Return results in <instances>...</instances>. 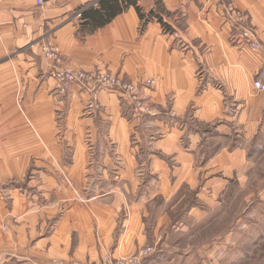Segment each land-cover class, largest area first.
<instances>
[{"label":"crops","instance_id":"0c3cea01","mask_svg":"<svg viewBox=\"0 0 264 264\" xmlns=\"http://www.w3.org/2000/svg\"><path fill=\"white\" fill-rule=\"evenodd\" d=\"M99 1L49 0L39 9L34 0H0V170L5 179L19 180L34 159V168L45 170L44 193L52 192L54 168L68 170L72 184L79 186L84 181L85 185L90 180L86 178L89 152L83 137L91 134L98 161L89 166L90 184L95 188L86 196L90 195L92 204L108 200L114 208L131 205L132 228L124 239L128 249L133 248L131 240L137 233L143 236L146 232L144 223H138V209L148 211L161 201L165 203L159 207L162 213L176 211L184 197L181 191L198 185V199H217L216 194L205 193V188L212 184L225 188L233 175L241 179L245 168L261 154L264 94L257 96L253 81L264 68V56L235 47L244 45L230 44L231 26L214 8L202 12V0H137L143 19L131 5L96 26ZM227 1L250 13L264 46V0ZM91 10L95 11L91 16L77 17ZM176 13L186 31L175 26ZM47 43L60 49L62 67L109 72L133 83L155 81V86L145 87V94L161 116L134 115L120 94L103 91L99 95L102 112L88 117L84 106L90 96L76 86L61 109L67 121L65 139L70 136L69 126L75 133L70 139L76 137L68 150L72 159H62L66 147L55 136L58 98L50 77L52 63L46 58L36 61L38 56L43 58L41 48ZM18 51L22 52L18 59L6 61ZM197 72L203 76L201 84ZM24 85L25 101L20 105ZM170 112L177 114L175 120L169 118ZM140 167L149 172L144 187L136 175ZM65 194L60 189V197ZM24 201L18 198L10 212L0 202V219L8 213L28 222L22 227L25 236L19 245L33 241L26 209L29 203ZM191 210L186 206L183 216L195 217L203 225L201 213L207 214L206 208L200 213ZM70 219L76 222L72 225ZM92 231L88 216H80L75 206L72 215L57 225L51 244L66 247L69 234L76 233L80 244L91 241L95 245ZM105 231L108 236L110 228ZM141 243L148 244L146 240ZM12 256L0 258V264H36L29 257Z\"/></svg>","mask_w":264,"mask_h":264},{"label":"rangeland","instance_id":"374dc122","mask_svg":"<svg viewBox=\"0 0 264 264\" xmlns=\"http://www.w3.org/2000/svg\"><path fill=\"white\" fill-rule=\"evenodd\" d=\"M154 1L156 2V0ZM233 6L236 8L237 13L241 15V20H243L241 25L252 32L256 31L257 28L251 23L250 13L236 6L235 3H233ZM204 10L206 11L205 7L202 8V12ZM214 11L216 12L215 9ZM174 16L178 17L177 24H175L178 27V31L181 28L186 31L187 27L182 26L180 23L181 15L176 13ZM167 31L170 32L169 29L164 28V32ZM228 40L233 46L238 45V41L231 40V34ZM260 43L262 50L259 52L253 51L249 46L244 48L243 46L235 47L247 51L253 56H264V46L261 41ZM41 52L43 58L38 56L37 64L41 59L45 60L44 45L41 48ZM21 54L22 52L18 51L14 55L8 56L7 60H5L18 59ZM196 78L199 84L203 83L201 72L196 73ZM53 81L55 83L53 94L58 98L57 105H55V116L57 118L55 121L57 128L55 136L61 142V146L65 145L66 147L64 149L66 154L63 151L64 156L62 159L70 161L72 156L68 150L76 137L74 136V138L70 139L71 134L75 133L74 130L69 128L71 126L68 127L66 125L70 136L69 139L68 137L65 139L64 132L66 129L64 124L67 121L64 120L65 112L61 109L67 105V98L69 99L76 86H73L67 94L58 95L56 91L57 83L55 80ZM254 81L253 89L257 96L264 94V92L255 90ZM140 85H144V82ZM21 90L19 95L21 96L20 105H23L25 101L23 92L26 90V86H22ZM85 92L87 91L85 90ZM87 93L90 98L84 106V114L88 117L97 116L103 109L99 102L100 94L97 96L98 102H96L98 111L90 114L86 108L91 100V94ZM143 94L147 97L145 93ZM148 101V106L150 105L149 107L157 110L150 99ZM231 107L232 102L229 103L230 110ZM143 116L141 115V117ZM190 120L194 124H198L194 116H190ZM262 140L264 142V136ZM110 141L109 144L112 145L111 137ZM83 144L89 152L86 178L90 180L85 185L84 181L79 186L72 184L68 170L54 168L51 170L53 175H56H54L55 180H52V192L51 194L44 193L42 187L44 180L43 171L45 170L34 168V159H32L27 173L19 180L5 179L0 170L1 205L7 212H10L18 198L26 199L29 203L26 209H28L27 212L30 214L29 220L32 221L30 226L33 227V236L31 237L33 241L31 243L27 241L26 245H19L18 243L25 236V233L21 232L22 227L28 222L23 221L22 223L20 220H26V218L14 219L6 213L0 219V258L7 259L13 257L12 254H15V257H29L36 264H264V148L261 154L256 156L252 163L245 168L241 179H237L233 175L228 179V184L225 188L218 184H212L211 187L205 188V193L210 197L216 194L217 199L206 200L205 202H203L204 199H198L197 196L201 191L198 185L194 189L188 188V190L184 191L183 189L181 191V196L184 197L180 202L179 209L177 208L176 211L162 213V209L160 210L159 207L164 208L165 203L161 201L156 202L158 206L152 204V209L148 207V211L138 209V223L139 220L144 223L145 226L143 225V228L146 229V232H143V236L137 233L136 237L131 240L133 248L127 249L128 246L126 247L124 239L128 230L132 228L130 227L133 219L131 205L129 207L114 208L111 205V201L108 200L95 201L93 202L95 204H92L91 200L93 199L90 200V195L86 196V193L93 186L90 184L91 174H93L90 167H93V164L98 159L95 152L96 145L93 143L91 134H85ZM141 170L145 171L144 176H140ZM148 173L145 167H140L136 170V175L140 179L139 184L143 187L148 180ZM94 177L95 175L92 178ZM94 188L95 186H93ZM60 189L67 193L63 198L60 197ZM82 194L87 198H83ZM22 195H25V198L21 197ZM75 206L80 216H88L90 226L92 225L93 229V235L91 234V236H93L96 244L91 245V241H83L84 243L80 244L77 234L72 233L69 234L71 240L68 238L69 242H67L66 247L52 246L51 236L55 232L57 225L64 218L72 215ZM186 206L190 208V211H192L191 209H196L195 213L202 212V209L206 208L205 212L207 214L201 213L203 225L200 226L198 224L199 220L195 217L183 216ZM166 219L168 221L165 222ZM70 221L71 223H69L72 225L76 222L75 219H70ZM159 221H161V224L158 226ZM106 227L110 228L108 236L107 231H105ZM155 230L156 232H154ZM143 240H146L148 244H140ZM10 264L16 263L12 261Z\"/></svg>","mask_w":264,"mask_h":264},{"label":"built area","instance_id":"2783aa9c","mask_svg":"<svg viewBox=\"0 0 264 264\" xmlns=\"http://www.w3.org/2000/svg\"><path fill=\"white\" fill-rule=\"evenodd\" d=\"M10 1V0H3ZM35 5L39 9L45 8L49 0H34ZM203 6L206 8H214L217 14L228 23L231 28V40L238 41V45L249 46L253 51L259 52L262 50L259 41L258 33L250 31L241 25V15L237 13L233 3L225 0H202ZM77 17H82V12L77 14ZM45 58L52 63L50 77L57 83L56 91L58 95L67 94L73 86H79L84 91L91 94L86 110L90 113H96L98 106L96 102L97 96L103 91L116 92L122 95L131 106L134 115H144L151 118L160 117L161 114L155 108L148 106V97H145V87L155 86V81L147 80L144 85L132 84L126 82L123 78L115 76L109 72L102 71H81L73 68L60 66V49L47 43L44 46ZM255 90L264 92V70H262L254 81ZM149 102V101H148ZM169 118L176 119L177 114L171 112ZM145 171L141 170L140 176H144Z\"/></svg>","mask_w":264,"mask_h":264},{"label":"trees","instance_id":"16d2710c","mask_svg":"<svg viewBox=\"0 0 264 264\" xmlns=\"http://www.w3.org/2000/svg\"><path fill=\"white\" fill-rule=\"evenodd\" d=\"M121 2L123 4H121ZM99 7L97 11H100V15L98 17L97 22L95 23L96 26H102L109 21H111L116 15L121 13L125 8H128L129 6L136 7L137 11L139 12L141 19L144 18V15L142 13V9L138 6L137 0H100ZM95 11H85L82 14V18L91 16L92 13ZM161 20V19H160Z\"/></svg>","mask_w":264,"mask_h":264}]
</instances>
